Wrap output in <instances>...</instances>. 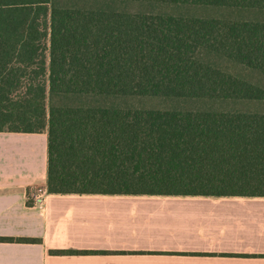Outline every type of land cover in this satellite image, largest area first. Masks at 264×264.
Segmentation results:
<instances>
[{
    "label": "trees",
    "instance_id": "obj_1",
    "mask_svg": "<svg viewBox=\"0 0 264 264\" xmlns=\"http://www.w3.org/2000/svg\"><path fill=\"white\" fill-rule=\"evenodd\" d=\"M226 62L264 78V0H0V131L48 133L49 193L264 196V85Z\"/></svg>",
    "mask_w": 264,
    "mask_h": 264
},
{
    "label": "crops",
    "instance_id": "obj_2",
    "mask_svg": "<svg viewBox=\"0 0 264 264\" xmlns=\"http://www.w3.org/2000/svg\"><path fill=\"white\" fill-rule=\"evenodd\" d=\"M48 133L0 131V264H264V196L55 194Z\"/></svg>",
    "mask_w": 264,
    "mask_h": 264
},
{
    "label": "rangeland",
    "instance_id": "obj_3",
    "mask_svg": "<svg viewBox=\"0 0 264 264\" xmlns=\"http://www.w3.org/2000/svg\"><path fill=\"white\" fill-rule=\"evenodd\" d=\"M149 7V6H148ZM147 5L143 6L140 4H129L128 5V9L130 10H138V9H146ZM226 66L235 73H240L242 75H244L245 77L252 79L253 81H259L264 85V78L263 77H259L257 75L252 74L251 72H249L248 70L244 69L241 66L238 65H233L230 63L226 62ZM137 105L139 106H143V107H160V108H168V107H172V106H177L179 105L178 102H174L171 100H164V99H160V98H141L136 100L135 102ZM195 105V104H194ZM238 108L241 109H246V108H261L264 109V104L260 105V104H244V103H238L237 104Z\"/></svg>",
    "mask_w": 264,
    "mask_h": 264
},
{
    "label": "built area",
    "instance_id": "obj_4",
    "mask_svg": "<svg viewBox=\"0 0 264 264\" xmlns=\"http://www.w3.org/2000/svg\"><path fill=\"white\" fill-rule=\"evenodd\" d=\"M47 192V187L36 186L29 189V197L35 202H44Z\"/></svg>",
    "mask_w": 264,
    "mask_h": 264
}]
</instances>
